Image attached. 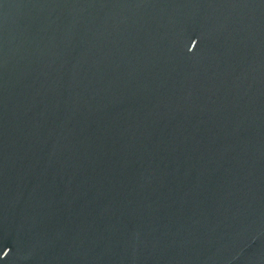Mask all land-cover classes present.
<instances>
[{
	"label": "water",
	"instance_id": "water-1",
	"mask_svg": "<svg viewBox=\"0 0 264 264\" xmlns=\"http://www.w3.org/2000/svg\"><path fill=\"white\" fill-rule=\"evenodd\" d=\"M0 264H264V0H0Z\"/></svg>",
	"mask_w": 264,
	"mask_h": 264
}]
</instances>
